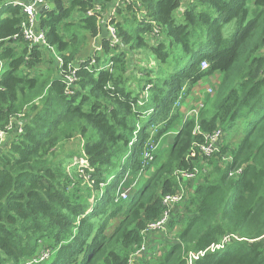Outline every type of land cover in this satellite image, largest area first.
Here are the masks:
<instances>
[{
	"label": "trees",
	"instance_id": "1",
	"mask_svg": "<svg viewBox=\"0 0 264 264\" xmlns=\"http://www.w3.org/2000/svg\"><path fill=\"white\" fill-rule=\"evenodd\" d=\"M49 1L36 23L48 45L24 38L21 6L0 8V264H129L145 242L134 264H186L225 236L194 264H264V0H120L111 21L116 0ZM181 190L153 242L149 224Z\"/></svg>",
	"mask_w": 264,
	"mask_h": 264
},
{
	"label": "built area",
	"instance_id": "2",
	"mask_svg": "<svg viewBox=\"0 0 264 264\" xmlns=\"http://www.w3.org/2000/svg\"><path fill=\"white\" fill-rule=\"evenodd\" d=\"M49 2V0H31L28 3L25 2H15L12 3L13 5H19L23 8L24 13H26L27 19L23 22V35L24 38L28 41H30L33 44H42V45H48L46 36H45V32L43 30H39L36 28V23L38 22L36 19V14L38 12V9L40 7H42L43 5H46ZM120 0L116 1V6H114L110 12H108L107 14L109 15L108 17V21H111V19L114 17L115 13H116V8L119 4ZM96 11H102V8L100 5H97V7L95 8ZM103 12V11H102ZM94 10H89L88 14H93ZM104 14V13H103ZM103 20V19H102ZM101 20V21H102ZM107 29L109 30V38L111 39V43L112 45H116L117 43H119V38L117 36V32H116V27L114 24L109 23L107 26ZM158 35V26L155 25L153 32L151 33V40H153V36H157ZM97 49V48H96ZM99 50V49H97ZM83 60H80V62H82ZM112 63H109L107 65V67H109ZM208 65V63L206 61H204L202 63V65ZM80 68V66L77 67V70ZM204 68V67H203ZM69 79V83L71 81L75 80V75L72 76V78H68ZM211 91V89H210ZM222 136V132L221 131H217L215 134L213 135H209L208 136V143L206 145L201 146V149L204 151V153L208 156L212 155L216 150H217V145L218 142L220 141ZM7 137V132L5 131H0V139L1 142L5 141V138ZM145 157L148 159L150 157V155H146ZM238 173L241 172V170H237ZM189 177L194 176V173L189 174ZM118 198L121 200H126L129 198V193L127 191H122L120 194H118ZM185 193L183 190L179 191L178 194L173 195V196H167L165 198V205L167 206V209L165 210L164 214L162 215V217L157 220L156 222H153L151 224H149V227L147 228V230H157L158 228L164 229L168 220H169V210L168 208L170 207V204L176 200H182L181 198L184 197ZM146 230V231H147ZM231 241V237L230 236H225L222 240V242L216 243V244H212L208 249L203 250V251H199V252H189V254H187V263L186 264H194V261L199 259V257L203 256L206 254V252L208 250H210L211 252H215V251H219L222 250L226 247V244ZM146 252V248L144 245H142L139 250L137 249V251H135L130 258L129 264H134L136 261H138L139 259L143 258ZM49 255V252L44 251L43 252V259L47 258Z\"/></svg>",
	"mask_w": 264,
	"mask_h": 264
},
{
	"label": "rangeland",
	"instance_id": "3",
	"mask_svg": "<svg viewBox=\"0 0 264 264\" xmlns=\"http://www.w3.org/2000/svg\"><path fill=\"white\" fill-rule=\"evenodd\" d=\"M2 4H4V3H2ZM227 27L229 29L228 33L230 35V33L232 32V26L228 25ZM99 39H100V37L99 38H94L92 40V45L94 46V49H96V48L100 49L101 48L100 45L98 44ZM89 50H90V48H88V50H87V48L84 49V51H87V53H88ZM140 52L142 53V55H140V54L136 55L135 56L136 61L139 62L141 58L146 60L145 63H141V64L138 63L140 66H142L141 68H150V69H153L154 72H156L155 69L158 67V63L153 58L147 57L145 52H142V51H140ZM208 66L209 65H205V64L202 65V67H204V68H207ZM2 68L3 67H2V65L0 63V71L2 70ZM137 71H138V72H136L137 75L140 76L141 75V72H139L140 69H138ZM218 78H219L218 75L206 76L197 84V86L195 87V89L193 91L194 93L191 94L187 98V102H186L185 106L182 107V111L187 114L186 117L193 116V115H195V116L198 115L199 108L201 106H203V103H204L203 102L204 96H206V94L208 96V94L213 92L214 83H216L218 81ZM210 89H211V91H210ZM174 137H175V134H171V135L167 136L164 139V142H165L164 147L165 148L171 146V144L174 141ZM240 139H241L240 138V134H235L230 141L231 142L233 141V142L237 143V142L240 141ZM152 159H153V157L150 156L149 160H152ZM141 173H142V171H141ZM141 173H139V176H140ZM80 174H81V176L85 177V181L88 179V176L85 173H80ZM184 191H186L185 188H184ZM181 201L182 200H176V201H174V202H172L170 204V207L168 208V210H169V218H170L171 212L175 209V207ZM162 230L163 229H161V228H158L157 230H147L146 233L149 234V235H156V237L157 236L160 237L161 235H166L167 234V232H166L167 229H166V231L163 230V232H165L164 234H163ZM144 246H145L146 252H147V248H148L147 242L144 243ZM43 252L41 253V256L39 257L38 260H43Z\"/></svg>",
	"mask_w": 264,
	"mask_h": 264
},
{
	"label": "crops",
	"instance_id": "4",
	"mask_svg": "<svg viewBox=\"0 0 264 264\" xmlns=\"http://www.w3.org/2000/svg\"><path fill=\"white\" fill-rule=\"evenodd\" d=\"M30 1L31 0H0V7L3 5L2 3H15V2H25V3H28ZM116 1L112 2V4H111L110 7L116 6ZM105 32H106V30H105ZM107 35H108V33H107ZM163 230L165 231V228ZM163 230H162V232H163ZM148 237L150 238V240L152 239L153 242H158L159 241V239H158V237H156V235H148Z\"/></svg>",
	"mask_w": 264,
	"mask_h": 264
},
{
	"label": "water",
	"instance_id": "5",
	"mask_svg": "<svg viewBox=\"0 0 264 264\" xmlns=\"http://www.w3.org/2000/svg\"><path fill=\"white\" fill-rule=\"evenodd\" d=\"M54 7H55V4H54L53 2H50V1H49L46 5H43L42 7H40V8L38 9L37 14H36V19H37V21L40 20L42 14H43L45 11H48V10H50V9H53Z\"/></svg>",
	"mask_w": 264,
	"mask_h": 264
},
{
	"label": "clouds",
	"instance_id": "6",
	"mask_svg": "<svg viewBox=\"0 0 264 264\" xmlns=\"http://www.w3.org/2000/svg\"><path fill=\"white\" fill-rule=\"evenodd\" d=\"M1 8V7H0Z\"/></svg>",
	"mask_w": 264,
	"mask_h": 264
}]
</instances>
